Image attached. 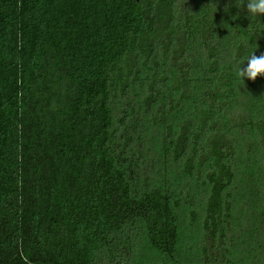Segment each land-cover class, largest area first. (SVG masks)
Instances as JSON below:
<instances>
[{"label": "trees", "instance_id": "16d2710c", "mask_svg": "<svg viewBox=\"0 0 264 264\" xmlns=\"http://www.w3.org/2000/svg\"><path fill=\"white\" fill-rule=\"evenodd\" d=\"M238 2L0 0V264H264Z\"/></svg>", "mask_w": 264, "mask_h": 264}, {"label": "clouds", "instance_id": "9594fccd", "mask_svg": "<svg viewBox=\"0 0 264 264\" xmlns=\"http://www.w3.org/2000/svg\"><path fill=\"white\" fill-rule=\"evenodd\" d=\"M236 7L246 8L247 15L252 17L264 14V0H239ZM256 48L257 46L240 60L239 67L235 70V79L240 86L244 84L245 79L254 81L258 76H264V52L256 55Z\"/></svg>", "mask_w": 264, "mask_h": 264}]
</instances>
